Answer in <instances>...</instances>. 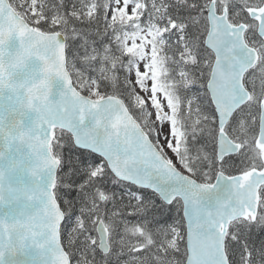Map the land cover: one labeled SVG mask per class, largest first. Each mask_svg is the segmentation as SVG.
I'll list each match as a JSON object with an SVG mask.
<instances>
[{"label":"snow or ice","instance_id":"1","mask_svg":"<svg viewBox=\"0 0 264 264\" xmlns=\"http://www.w3.org/2000/svg\"><path fill=\"white\" fill-rule=\"evenodd\" d=\"M0 264H264V0H0Z\"/></svg>","mask_w":264,"mask_h":264}]
</instances>
